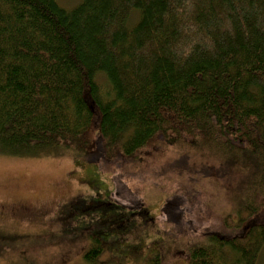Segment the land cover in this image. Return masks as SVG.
I'll return each mask as SVG.
<instances>
[{
	"label": "trees",
	"instance_id": "obj_1",
	"mask_svg": "<svg viewBox=\"0 0 264 264\" xmlns=\"http://www.w3.org/2000/svg\"><path fill=\"white\" fill-rule=\"evenodd\" d=\"M159 144L199 155L207 170L196 176L231 193L230 208L211 213L194 192L163 200L160 216L194 239L186 264H256L264 246V0H0V154L66 150L103 168L157 156ZM180 164L160 171L183 177ZM112 179L111 191L103 179L85 181L108 198L116 192L119 204L106 208L147 215L123 175ZM95 198L74 197L62 213L91 217ZM92 220L105 223L101 214ZM87 239L84 260L108 264L106 242ZM147 247L145 264H164L159 241Z\"/></svg>",
	"mask_w": 264,
	"mask_h": 264
},
{
	"label": "rangeland",
	"instance_id": "obj_2",
	"mask_svg": "<svg viewBox=\"0 0 264 264\" xmlns=\"http://www.w3.org/2000/svg\"><path fill=\"white\" fill-rule=\"evenodd\" d=\"M79 1L58 0L63 6ZM136 17L132 14L128 23L132 24ZM59 152L61 155L39 157L0 154V264H89L83 258L89 233L106 242L101 260L108 264H145L151 240L159 241L164 264H186L183 250L194 239L175 233L165 216H160L163 200L171 195L181 197L183 193L191 196L194 192L203 212L228 210L231 206L225 199L231 196L227 188L202 182L204 177L196 174L203 176L206 164L199 155L182 147L159 144L157 156L144 157L142 161L132 157L127 162L120 158L103 168L102 160L91 162L71 151ZM169 161L181 163L183 177L177 172L160 171ZM116 173H121L130 191L140 196L147 215L135 214L128 206L106 208L107 202H117L116 192L108 198L104 191L94 190L85 181L87 177L97 182L103 179L111 191L115 189L112 176ZM91 196H96V207L91 213L101 214L105 221L101 227L92 220L93 216L62 213L63 205L74 197ZM203 201L210 209L203 206ZM152 215L162 219L156 216L153 221ZM256 264H264V246Z\"/></svg>",
	"mask_w": 264,
	"mask_h": 264
}]
</instances>
